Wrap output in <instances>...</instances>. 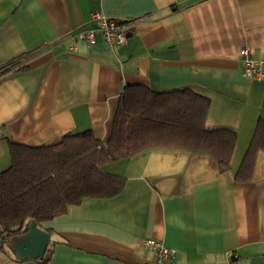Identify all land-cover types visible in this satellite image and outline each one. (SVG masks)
<instances>
[{"label":"crops","instance_id":"0c3cea01","mask_svg":"<svg viewBox=\"0 0 264 264\" xmlns=\"http://www.w3.org/2000/svg\"><path fill=\"white\" fill-rule=\"evenodd\" d=\"M96 11L135 19L127 41L111 48L99 34L72 48L69 32ZM243 47L264 56V0H0V171L10 142L48 144L88 129L106 141L129 83L189 88L210 99L209 128L238 134L227 171L209 153L165 146L102 165L125 187L42 222L52 231L47 264H153L147 237L184 264H264L263 150L252 180L235 181L264 119V81L243 75ZM9 246L0 264H40Z\"/></svg>","mask_w":264,"mask_h":264},{"label":"trees","instance_id":"16d2710c","mask_svg":"<svg viewBox=\"0 0 264 264\" xmlns=\"http://www.w3.org/2000/svg\"><path fill=\"white\" fill-rule=\"evenodd\" d=\"M8 69L12 65L5 68ZM209 108L210 99L189 88L155 92L146 84L129 83L121 93L106 141L97 139L88 129L68 132L48 144L10 142V164L0 171V249L27 231L33 219L40 226L85 198L120 194L125 177L105 172L102 165L144 149L165 146L205 152L218 160L221 171L230 170L238 134L228 128H209ZM261 150L264 151V119L259 118L235 173L236 182L252 180ZM48 252L49 258L37 259L40 264L51 261L52 248Z\"/></svg>","mask_w":264,"mask_h":264},{"label":"built area","instance_id":"2783aa9c","mask_svg":"<svg viewBox=\"0 0 264 264\" xmlns=\"http://www.w3.org/2000/svg\"><path fill=\"white\" fill-rule=\"evenodd\" d=\"M135 19L112 18L101 11H96L87 22L71 32L68 37L72 40V48H77V42L85 41L93 43L97 35H102L105 42L111 48L125 44L131 30L130 27ZM243 75L250 80L264 81V56L256 57L251 53L250 48L240 49ZM145 246L153 253V264H184L177 259V250L168 247L163 241L147 237L143 239ZM229 264H232L230 261Z\"/></svg>","mask_w":264,"mask_h":264},{"label":"water","instance_id":"95a60500","mask_svg":"<svg viewBox=\"0 0 264 264\" xmlns=\"http://www.w3.org/2000/svg\"><path fill=\"white\" fill-rule=\"evenodd\" d=\"M9 248L18 260L49 258L48 246L51 234L42 229L35 219L31 220L27 231L12 238Z\"/></svg>","mask_w":264,"mask_h":264},{"label":"rangeland","instance_id":"374dc122","mask_svg":"<svg viewBox=\"0 0 264 264\" xmlns=\"http://www.w3.org/2000/svg\"><path fill=\"white\" fill-rule=\"evenodd\" d=\"M35 260V259H34Z\"/></svg>","mask_w":264,"mask_h":264}]
</instances>
